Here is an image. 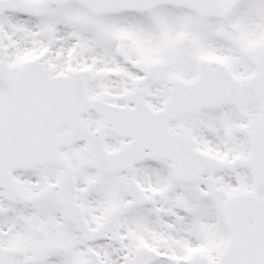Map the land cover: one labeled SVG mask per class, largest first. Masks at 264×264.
<instances>
[{"label": "snow or ice", "instance_id": "snow-or-ice-1", "mask_svg": "<svg viewBox=\"0 0 264 264\" xmlns=\"http://www.w3.org/2000/svg\"><path fill=\"white\" fill-rule=\"evenodd\" d=\"M0 264H264V0H0Z\"/></svg>", "mask_w": 264, "mask_h": 264}]
</instances>
